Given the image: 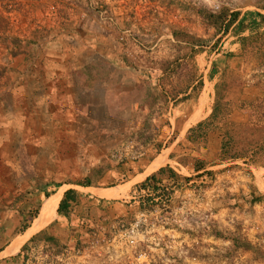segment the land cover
<instances>
[{"label":"rangeland","instance_id":"374dc122","mask_svg":"<svg viewBox=\"0 0 264 264\" xmlns=\"http://www.w3.org/2000/svg\"><path fill=\"white\" fill-rule=\"evenodd\" d=\"M262 8L0 0V264H264V147H248L264 134V68L241 46L264 32ZM230 131L258 157L222 160ZM166 167L191 180L167 172L160 193L139 189ZM71 189L69 217L58 206L22 256L24 245L7 255Z\"/></svg>","mask_w":264,"mask_h":264},{"label":"trees","instance_id":"16d2710c","mask_svg":"<svg viewBox=\"0 0 264 264\" xmlns=\"http://www.w3.org/2000/svg\"><path fill=\"white\" fill-rule=\"evenodd\" d=\"M262 9L264 10V8H262ZM240 14L241 13L237 11V12H233L230 15V20L227 21L225 26H224V32L225 33L229 32L232 25L238 20ZM259 16H260L261 20L263 21L264 20V14H259ZM174 35H177V32L174 33ZM262 40H264V32H257L256 34H253L252 36L245 37L241 42V46H242L243 53H253V51L255 52L256 49L258 51L261 50L262 58L257 59V63H258V65H260L261 67L264 68V44L260 43V41H262ZM260 101L261 102H260V105L258 107L262 106L260 108H264V94L260 98ZM217 112H218V108L216 105L214 107L212 116L215 117L217 115ZM204 125L205 124L203 122H201L197 126V128L191 129L190 134H189V138H191L193 133L196 132V129L202 128ZM262 131L264 132V130H262ZM234 136H235L234 133L230 131V132H227L225 138L223 139V141H222V160L234 161V160L245 158L248 155L247 151L250 153L252 152V155H250V158L254 160L258 157V152L256 153L255 150L250 149L252 144L254 143V144L260 146V148L264 147V134H263V137H261L260 142H258L259 140L255 136H253V140H252L253 142H250V144H248V147H250V148H246L245 146L239 147L238 145H236V139ZM195 171L197 173L202 172L201 175L206 174L207 176H212L214 174L212 171H205V165L203 164V162H199V161H196ZM167 172L170 174V177H173L177 180L182 179L181 176L179 174H177L172 168H169V167L161 168L156 174L149 176L146 179V181L141 184L139 189L145 190L148 186L150 187L152 185L153 189L149 190V191H152L150 193L151 197H153L157 193H160L161 188L157 187L156 182L159 180L161 181L160 175L162 176V175L166 174ZM197 177H199V175ZM182 180L190 181L191 178L185 177ZM79 185L82 187L91 186L89 181L84 182V183L79 184ZM151 201H153V200H151ZM79 202H80V194L76 190H73V189L68 190L65 193L63 199L61 200V202L59 204L58 213L60 215L65 216V217H69L70 209L73 206L79 204ZM0 212H1V208H0ZM37 214L38 213H36L35 218L37 217ZM29 228H30V225L28 223L24 222L21 226L20 233L25 232ZM45 232H46L45 230L41 231L40 233L35 235L33 238H31L30 242H33L38 236L43 235ZM28 248H29V243H27L23 246L18 257L22 256L25 253V251L28 250Z\"/></svg>","mask_w":264,"mask_h":264},{"label":"bare ground","instance_id":"6f19581e","mask_svg":"<svg viewBox=\"0 0 264 264\" xmlns=\"http://www.w3.org/2000/svg\"><path fill=\"white\" fill-rule=\"evenodd\" d=\"M122 192L123 191L120 190L119 188H112L111 191H109L105 195L108 197H115ZM62 195H63V191H60L59 193H57L56 195H54L45 202L39 218L36 219L33 226L28 230V232L22 238H19L12 243V245L8 248L6 252L7 255L16 254L30 236L37 233L44 226L47 225V223L52 219L55 211L57 210Z\"/></svg>","mask_w":264,"mask_h":264},{"label":"crops","instance_id":"0c3cea01","mask_svg":"<svg viewBox=\"0 0 264 264\" xmlns=\"http://www.w3.org/2000/svg\"><path fill=\"white\" fill-rule=\"evenodd\" d=\"M59 204H60V203H59ZM29 229H30V228H29ZM29 229H28V230H29ZM28 230H27V231H25V232L27 233V232H28ZM25 232H24V233H25ZM26 233H25V234H26ZM25 234H24V235H25ZM20 235L24 236V235H23V234H21V233H20V234H17V235H16V237L13 239L12 243H13L15 240H17V239L21 238V237H18V236H20ZM17 237H18V238H17ZM30 239H31V238H30ZM30 239H29V240H30ZM12 243H11V244H12Z\"/></svg>","mask_w":264,"mask_h":264}]
</instances>
